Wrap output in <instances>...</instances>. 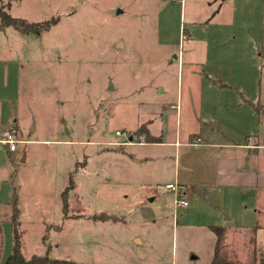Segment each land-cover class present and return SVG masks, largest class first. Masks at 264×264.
Returning a JSON list of instances; mask_svg holds the SVG:
<instances>
[{
    "label": "rangeland",
    "instance_id": "obj_1",
    "mask_svg": "<svg viewBox=\"0 0 264 264\" xmlns=\"http://www.w3.org/2000/svg\"><path fill=\"white\" fill-rule=\"evenodd\" d=\"M185 1L0 0V140L12 127L22 141L0 145V264L18 238L27 259L58 264H211L208 211L193 204L175 224L173 149L124 146L149 138L147 120L165 123L157 112L176 105L177 87L185 101L187 69L174 60ZM204 2L187 0L188 13ZM3 17L51 27L25 33ZM241 238L226 235L223 250L255 264Z\"/></svg>",
    "mask_w": 264,
    "mask_h": 264
},
{
    "label": "crops",
    "instance_id": "obj_2",
    "mask_svg": "<svg viewBox=\"0 0 264 264\" xmlns=\"http://www.w3.org/2000/svg\"><path fill=\"white\" fill-rule=\"evenodd\" d=\"M204 1L202 6L193 4L189 13L185 1L184 27L181 16L179 34L187 39L174 60L178 59L180 72L187 69L185 101L177 87L176 105L166 103L157 112L165 123L152 118L143 123L146 135L159 142L141 136L143 141L135 143L131 136L124 146L173 149L163 155L173 170L166 184L177 183L188 197L190 205L183 213L189 215L193 204L206 209L205 226L211 231L213 226L224 227L228 237L241 236L244 250L250 244L254 263L260 264L264 259V0ZM171 109L176 110L175 119L169 117ZM198 138L201 145L192 146ZM159 156L141 157L139 162L151 163ZM134 241L144 242L138 236Z\"/></svg>",
    "mask_w": 264,
    "mask_h": 264
},
{
    "label": "trees",
    "instance_id": "obj_3",
    "mask_svg": "<svg viewBox=\"0 0 264 264\" xmlns=\"http://www.w3.org/2000/svg\"><path fill=\"white\" fill-rule=\"evenodd\" d=\"M1 16V14H0ZM3 20L7 24H12L16 29L25 33H33L39 35L41 31H47L51 26L49 24H44L43 26H39L38 30L36 26L31 24H26L24 21L20 19H12V17H3ZM148 142H159L160 139L149 137L147 138ZM74 187V182L68 185L66 190L62 193L63 207L64 210L68 209V194L69 191ZM212 231L215 233L217 240L215 245L214 257L211 264H240L237 259H229L227 254L223 250V243L226 237V229L224 227L213 226ZM4 264H58V262L54 260H49L48 257L41 256H33L30 259H27L22 250V244L20 238L16 240L13 252L6 259ZM261 264H264V259H262Z\"/></svg>",
    "mask_w": 264,
    "mask_h": 264
},
{
    "label": "built area",
    "instance_id": "obj_4",
    "mask_svg": "<svg viewBox=\"0 0 264 264\" xmlns=\"http://www.w3.org/2000/svg\"><path fill=\"white\" fill-rule=\"evenodd\" d=\"M201 139L198 138L196 143L192 144L194 147H199L201 145ZM21 140L18 139V133L15 128H10L3 133V139L0 140V145H6L9 147L10 151H16ZM178 144V143H177ZM165 189L173 194V203L175 208V219H177V212L180 210H185L189 207L190 202L186 195L179 191V185L177 183H170L165 185Z\"/></svg>",
    "mask_w": 264,
    "mask_h": 264
}]
</instances>
